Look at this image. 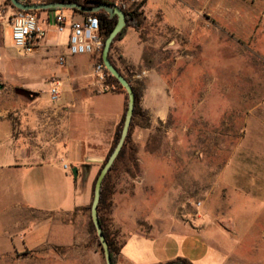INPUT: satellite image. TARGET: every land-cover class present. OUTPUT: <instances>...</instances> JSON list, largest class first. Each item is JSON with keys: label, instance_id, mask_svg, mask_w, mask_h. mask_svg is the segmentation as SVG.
Wrapping results in <instances>:
<instances>
[{"label": "rangeland", "instance_id": "obj_1", "mask_svg": "<svg viewBox=\"0 0 264 264\" xmlns=\"http://www.w3.org/2000/svg\"><path fill=\"white\" fill-rule=\"evenodd\" d=\"M109 1L123 10L140 3ZM164 12L185 15L178 31L165 28ZM56 13H50L51 28ZM138 14L129 26L139 24L146 64L162 75L170 112L164 120L153 119L142 105L151 128L135 127L132 141L147 162L151 189L143 195L138 178L118 183L105 216L117 255L125 237L139 236L132 244L140 245L148 261L183 253L190 259L205 255L206 264H264V0H151ZM12 45L9 31L6 46ZM4 87L3 103L13 100L22 110L36 94L23 85ZM145 89L143 83L142 95ZM9 199L0 196V264H98L95 252L106 264L90 211L81 217L40 212L12 206ZM130 200H137L138 222L118 218L117 210ZM170 203L178 204L180 219ZM62 224L76 227L73 245L28 244L32 235L55 240ZM68 238L61 234L56 241Z\"/></svg>", "mask_w": 264, "mask_h": 264}, {"label": "crops", "instance_id": "obj_2", "mask_svg": "<svg viewBox=\"0 0 264 264\" xmlns=\"http://www.w3.org/2000/svg\"><path fill=\"white\" fill-rule=\"evenodd\" d=\"M52 1L28 0L27 4ZM166 1L161 0V3ZM52 11H57L55 21L60 14L66 16L63 32L58 31L57 23L50 27ZM15 12L5 0H0V196L10 197V204L15 207L24 206L40 212H78L81 217L91 207L99 165L123 117L126 97L109 91L106 78L102 79L96 71L101 53L71 55L69 52L70 22L82 21L86 16L71 10H46L40 11L45 13L42 21L35 14L45 31V38L32 54L25 56L16 48L13 39L12 47L6 46L9 31L12 34L8 18ZM145 15L146 19L151 18L150 13ZM163 15L165 28L176 31L178 20L185 17L174 12H164ZM101 35L104 37L102 30ZM146 45L141 30L129 27L125 36L115 43L110 58L133 85L145 83L141 106L150 111L153 119L164 120L170 112V98L162 75L146 64ZM60 58L65 60L63 65H59ZM52 77H57L54 80L60 85L61 96L56 103L50 100ZM7 83L23 85L36 93L29 107L25 110L15 107L13 100L10 105L3 103L4 85ZM152 97L155 104L148 108L146 102ZM156 160L163 161L160 158ZM139 163V187L144 185L145 188L138 190L146 195L151 189L148 183L150 175L143 157H139ZM65 164L69 170L64 169ZM74 167L78 168L77 178L71 174ZM163 176L160 171V177ZM33 188L35 197L31 192ZM136 201L130 200L125 208L118 209V218L141 220L142 217L136 215ZM175 204L174 208L172 203L169 204L170 212L174 210V217L180 219L179 207ZM60 229L53 241L45 236L32 235L28 244L35 246L50 241L61 246L73 245L76 227L62 224ZM61 234L62 239L64 234L69 237L62 244L56 241ZM134 241L139 243L140 237H125L116 264H170L179 260L206 264L205 255L190 259L183 253H177L171 259L154 256L148 261L141 257L140 245L132 244ZM94 255L98 264H103L101 254L95 252Z\"/></svg>", "mask_w": 264, "mask_h": 264}, {"label": "trees", "instance_id": "obj_3", "mask_svg": "<svg viewBox=\"0 0 264 264\" xmlns=\"http://www.w3.org/2000/svg\"><path fill=\"white\" fill-rule=\"evenodd\" d=\"M147 1L148 0H141L140 3L132 5L129 10H124V12L127 15L128 25L124 28V30L116 38V40L112 46V50L115 46V43L118 40L122 39V37L125 36V34L128 31V28L130 27L129 25L132 22L137 21L138 16H139L138 11H139V9L143 8L146 5ZM52 2H76V3H79V4L84 5V6H95V5H99L101 3L113 5V3H111V1H109V0H53ZM5 3L7 5H10L14 10L17 11V9L11 4L10 0H5ZM76 12H78V11H76ZM26 13L36 14V11H30V12H26ZM83 15L86 17L87 16H95V17L99 18L100 23H101V30L104 34L103 38H104V43H105L107 37L109 36L111 31L116 26L117 17L111 18L106 12H103V11L99 12V13H95V14H83ZM133 27H135L137 30H139L138 22H136V24ZM112 50H111V52H112ZM100 64H102L104 66L103 61H102V57H100ZM104 70H105V75H106V86H107L108 90L113 92V93L124 94L126 97L125 111H124L123 117H122V119H121V121H120V123L116 129L114 144L112 146L110 153L108 154V156L106 158V161H107L108 157L110 156V154L115 149V147L119 141V138L121 136V132H122L124 120H125V115H126V110H127V105H128V95H127L126 90L123 88V86L119 83V81L116 78H114L107 71L105 66H104ZM128 81L132 85L133 90H134L135 95H136L135 113H134L132 125L130 128V132H129V136H128V139L126 141V144H125L124 148L122 149V152H121L120 156L118 157L117 161L115 162L114 166L112 167L110 173L107 175L106 179L104 180L103 187H102V196H101V201H100V205H99V219H100L101 226L103 228L104 235H105V237L109 243L113 264H116V262H117V252H116V250H117V239H116L115 235L112 234V232L110 231V228L108 227L105 216L107 215V212L112 211V207H113L112 196L117 192L118 183L121 182V179L123 177H126V178H129L130 180H135L140 174L139 146L132 141V133H133L134 128L135 127H141V128H146V129L151 128V120L147 116V112L141 106V98H142L141 89H142L143 84L137 83L136 85H133L130 80H128ZM95 182H96V180H95ZM94 187H95V183H94ZM87 210L91 211V207H89ZM90 225L93 229V232L96 233L95 227H94L92 219H91V215H90ZM96 237H97L99 246H101L99 239H98V236H96ZM101 249H102V246H101ZM179 262H182L183 264H190L185 260H179Z\"/></svg>", "mask_w": 264, "mask_h": 264}, {"label": "water", "instance_id": "obj_4", "mask_svg": "<svg viewBox=\"0 0 264 264\" xmlns=\"http://www.w3.org/2000/svg\"><path fill=\"white\" fill-rule=\"evenodd\" d=\"M11 4L19 11L23 12H30V11H48V10H71V11H78L82 14H95L99 12H106L111 18L117 17V23L114 29L111 31L109 36L107 37L104 47L102 50V61L107 69V71L116 78L119 83L123 86L126 90L128 95V105L124 120L123 129L121 132V136L119 141L113 150V152L108 157L107 161L105 162L104 166L101 168L94 187V194H93V201L91 204V219L93 225L96 230V234L98 236L99 242L102 246L105 263L106 264H113L111 250L109 247V243L104 235L103 228L100 223L99 219V205L102 196V187L104 180L106 179L107 175L110 173L112 167L114 166L115 162L117 161L118 157L120 156L122 149L124 148L126 141L129 136L130 128L132 125V120L135 113V106H136V95L133 90L132 85L127 80V78L116 68L113 64L110 54L112 50V46L118 37V35L124 30L127 26L128 20L127 15L118 5H108L106 3H101L95 6H84L76 2H50V3H43V4H26L19 0H10ZM72 175L74 178L78 177V168L74 167L72 169ZM170 264H183L182 262H172Z\"/></svg>", "mask_w": 264, "mask_h": 264}, {"label": "built area", "instance_id": "obj_5", "mask_svg": "<svg viewBox=\"0 0 264 264\" xmlns=\"http://www.w3.org/2000/svg\"><path fill=\"white\" fill-rule=\"evenodd\" d=\"M28 3V0H19ZM141 1V0H134ZM57 28L59 32H63L67 18L64 14L56 17ZM8 24L12 28V39L16 48L22 54L32 53L45 38V31L42 29L38 17L34 13H26L17 10L8 18ZM70 39L69 52L71 55H83L102 53L104 47V38L101 35V23L98 17L87 16L82 21L70 22ZM64 58L59 59L60 65L64 64ZM96 71L102 79L106 78L104 66L98 64ZM50 100L54 103L60 100V85L57 81L51 82ZM65 170H69L67 164L64 165Z\"/></svg>", "mask_w": 264, "mask_h": 264}]
</instances>
